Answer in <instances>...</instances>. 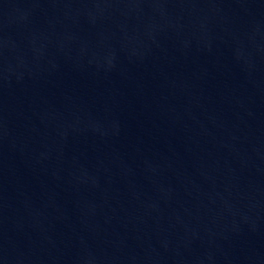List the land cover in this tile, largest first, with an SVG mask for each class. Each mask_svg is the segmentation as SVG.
Listing matches in <instances>:
<instances>
[{
	"label": "water",
	"instance_id": "obj_1",
	"mask_svg": "<svg viewBox=\"0 0 264 264\" xmlns=\"http://www.w3.org/2000/svg\"><path fill=\"white\" fill-rule=\"evenodd\" d=\"M0 264H264V0H0Z\"/></svg>",
	"mask_w": 264,
	"mask_h": 264
}]
</instances>
